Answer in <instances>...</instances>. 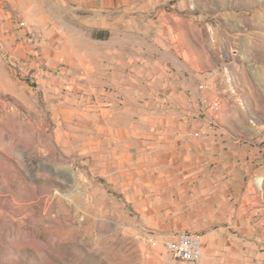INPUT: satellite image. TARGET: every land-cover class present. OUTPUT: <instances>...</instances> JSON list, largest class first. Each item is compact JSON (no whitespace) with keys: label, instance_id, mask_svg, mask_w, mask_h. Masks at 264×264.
Masks as SVG:
<instances>
[{"label":"rangeland","instance_id":"rangeland-1","mask_svg":"<svg viewBox=\"0 0 264 264\" xmlns=\"http://www.w3.org/2000/svg\"><path fill=\"white\" fill-rule=\"evenodd\" d=\"M22 3L0 0V264H183L143 240L148 231L172 233L144 223L128 178L123 187L122 174H114L107 151L114 144L105 140L122 137V121L98 126L97 116L108 114H99L101 98L84 99L64 65L48 62L44 18ZM150 6L171 70L188 74L198 90L207 84L213 94L206 95L219 101L220 136L264 155V0ZM255 187L263 207L252 235L203 248L201 264H264V177Z\"/></svg>","mask_w":264,"mask_h":264},{"label":"crops","instance_id":"crops-1","mask_svg":"<svg viewBox=\"0 0 264 264\" xmlns=\"http://www.w3.org/2000/svg\"><path fill=\"white\" fill-rule=\"evenodd\" d=\"M23 1L27 13L44 18L52 38L43 47L48 62L64 65L84 99L101 98L99 114H108L97 116L98 126L122 121V137L105 142L114 144L107 149L114 174H122L123 187L128 178L144 223L200 234L206 252L219 249L222 239L252 235L263 207L255 185L264 177V155L221 130L194 135L204 119H194L186 105L202 92L163 57L160 32L147 14L151 0H16L22 7ZM99 145L104 140L98 152Z\"/></svg>","mask_w":264,"mask_h":264},{"label":"built area","instance_id":"built-area-1","mask_svg":"<svg viewBox=\"0 0 264 264\" xmlns=\"http://www.w3.org/2000/svg\"><path fill=\"white\" fill-rule=\"evenodd\" d=\"M206 88L207 84H200L199 90L202 93L194 100H190L186 105L187 111L195 116L194 119L198 116L204 119V125L194 132L197 137L207 136L209 132L216 135L218 131L217 125H214V121L211 119L213 102L217 98L204 94L203 91ZM143 240L151 245L162 246L169 255L180 260L183 264H201L203 261V245L200 235L196 233L179 231L172 234H158L148 231L143 236Z\"/></svg>","mask_w":264,"mask_h":264},{"label":"bare ground","instance_id":"bare-ground-1","mask_svg":"<svg viewBox=\"0 0 264 264\" xmlns=\"http://www.w3.org/2000/svg\"><path fill=\"white\" fill-rule=\"evenodd\" d=\"M219 110V101L218 100H215L214 102H213V107H212V112H217ZM211 119H212V121H214V125H217V127H218V123H217V121H216V119H215V117H212L211 116ZM62 203V202H61Z\"/></svg>","mask_w":264,"mask_h":264}]
</instances>
